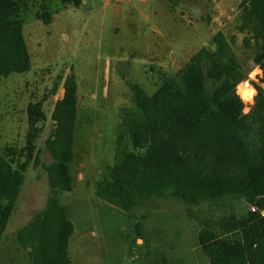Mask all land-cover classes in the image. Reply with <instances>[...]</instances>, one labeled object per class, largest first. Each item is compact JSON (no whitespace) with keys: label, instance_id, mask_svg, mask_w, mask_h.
Here are the masks:
<instances>
[{"label":"rangeland","instance_id":"obj_1","mask_svg":"<svg viewBox=\"0 0 264 264\" xmlns=\"http://www.w3.org/2000/svg\"><path fill=\"white\" fill-rule=\"evenodd\" d=\"M240 2L82 0L73 6L19 0L17 16L31 66L25 73L0 76V151L14 165L25 164V178L0 241V264H30L16 234L54 194L43 167L52 160L45 139L53 131L51 111L70 73L77 87L72 185L59 195L74 227L70 259L76 264H207L199 230L211 226L224 236L219 218L246 216L252 206L244 199L186 205L166 192L126 212L96 197L95 188L114 164L119 122L135 111L129 85L152 93L218 30L243 66L251 68L235 89L243 112L249 110L252 82L261 84L262 72L252 61L255 50L242 45L243 33L235 29ZM239 85L253 88L252 99ZM30 103H40L44 116L28 143Z\"/></svg>","mask_w":264,"mask_h":264},{"label":"trees","instance_id":"obj_2","mask_svg":"<svg viewBox=\"0 0 264 264\" xmlns=\"http://www.w3.org/2000/svg\"><path fill=\"white\" fill-rule=\"evenodd\" d=\"M61 2L78 6L82 0ZM18 3L0 0V76L31 66ZM239 7L235 29L243 33L242 45L255 50L252 61L262 72L261 84L252 82L249 110L243 112L235 89L251 68L218 30L152 93L129 85L135 111L119 122L114 164L95 188L96 197L126 212L166 192L186 205L244 199L253 207L246 216L219 218L224 236L211 226L199 230L207 264H264V0H241ZM76 88L70 73L51 111L55 130L45 139L52 160L43 167L54 194L16 234L30 264H76L68 253L73 223L59 199L72 185ZM27 112L30 143L44 115L40 103H30ZM24 178L25 164L14 165L0 151V241Z\"/></svg>","mask_w":264,"mask_h":264},{"label":"bare ground","instance_id":"obj_3","mask_svg":"<svg viewBox=\"0 0 264 264\" xmlns=\"http://www.w3.org/2000/svg\"><path fill=\"white\" fill-rule=\"evenodd\" d=\"M245 85H247V81H245V82H243ZM239 88H240V90L242 91V92H244V94H246V96L247 97H249V96H251V97H249V98H251L252 99V96H253V94H252V87L250 86V88H252L251 90L250 89H248V88H245V89H243L242 87H241V85H239Z\"/></svg>","mask_w":264,"mask_h":264},{"label":"water","instance_id":"obj_4","mask_svg":"<svg viewBox=\"0 0 264 264\" xmlns=\"http://www.w3.org/2000/svg\"><path fill=\"white\" fill-rule=\"evenodd\" d=\"M55 130V128H53V131ZM54 191H52V194H53Z\"/></svg>","mask_w":264,"mask_h":264},{"label":"built area","instance_id":"obj_5","mask_svg":"<svg viewBox=\"0 0 264 264\" xmlns=\"http://www.w3.org/2000/svg\"><path fill=\"white\" fill-rule=\"evenodd\" d=\"M252 209H253V207H252Z\"/></svg>","mask_w":264,"mask_h":264}]
</instances>
